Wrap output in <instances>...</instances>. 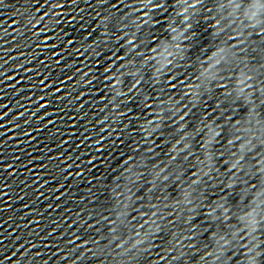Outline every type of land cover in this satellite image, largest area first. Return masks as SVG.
Returning <instances> with one entry per match:
<instances>
[{"label": "water", "instance_id": "obj_1", "mask_svg": "<svg viewBox=\"0 0 264 264\" xmlns=\"http://www.w3.org/2000/svg\"><path fill=\"white\" fill-rule=\"evenodd\" d=\"M0 264H264V0H0Z\"/></svg>", "mask_w": 264, "mask_h": 264}, {"label": "clouds", "instance_id": "obj_2", "mask_svg": "<svg viewBox=\"0 0 264 264\" xmlns=\"http://www.w3.org/2000/svg\"><path fill=\"white\" fill-rule=\"evenodd\" d=\"M205 89L207 90V86L206 85H205ZM137 235H139V234H137ZM143 240H144L143 238L139 239V240H135L134 244L131 245V247H133V248L136 247L137 245L141 244ZM122 246H123V243L120 245V247H122ZM126 251H127V249L125 250V252Z\"/></svg>", "mask_w": 264, "mask_h": 264}, {"label": "snow or ice", "instance_id": "obj_3", "mask_svg": "<svg viewBox=\"0 0 264 264\" xmlns=\"http://www.w3.org/2000/svg\"><path fill=\"white\" fill-rule=\"evenodd\" d=\"M176 86L173 84V88H175ZM208 177V176H207ZM152 223H155V221H152Z\"/></svg>", "mask_w": 264, "mask_h": 264}]
</instances>
